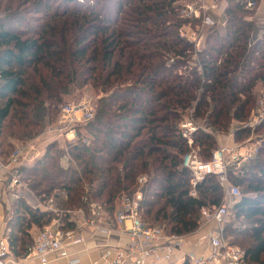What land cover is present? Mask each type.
<instances>
[{"label": "trees", "instance_id": "1", "mask_svg": "<svg viewBox=\"0 0 264 264\" xmlns=\"http://www.w3.org/2000/svg\"><path fill=\"white\" fill-rule=\"evenodd\" d=\"M184 1L61 0L52 6L50 0H0V160L53 125L66 99L78 100L85 90L97 98L94 117L84 133L75 131V142L64 149L51 143L32 166L21 167L25 188L40 202L53 197L64 213L39 212L18 199L6 238L14 259L33 245V226L60 219L65 230L74 229L66 211L89 214L96 205L112 226L120 199L138 189L142 176L139 218L166 235L195 233L202 211L220 205L223 187L215 176H205L190 195V173L182 168L188 146L178 123L192 108L196 118L225 132L231 120L247 117L253 89L264 83V35L251 51L255 11L245 9L247 0H227L224 33L209 30L197 65L184 77L179 69L192 54L179 37L187 22L179 17ZM21 11L34 14L31 23ZM262 129L264 123L254 132ZM249 132L235 130V140ZM194 146L208 161L216 143L198 132ZM253 161L243 174H228L244 188L232 209L248 225H226L223 235L244 251V264H264V142Z\"/></svg>", "mask_w": 264, "mask_h": 264}, {"label": "built area", "instance_id": "2", "mask_svg": "<svg viewBox=\"0 0 264 264\" xmlns=\"http://www.w3.org/2000/svg\"><path fill=\"white\" fill-rule=\"evenodd\" d=\"M256 2V0H247L245 9L253 10ZM226 3L227 0H194V2L185 5L181 13L186 19H200L202 26H214L217 21L210 16V11H220L222 15L226 9ZM179 37L186 43L197 40L195 34L188 35L179 32ZM193 113L192 108L189 119L179 125V135L186 141L188 146V152L182 160V168L190 173V195L192 197L196 196L195 187L205 176H215L223 187V197L220 205L214 207L212 214L207 217L217 227V230L216 232H208L199 238L200 241H206L209 244V255L196 256L185 251L188 239L192 234L166 235L161 228L148 227L141 221L139 209L143 199L142 188L147 182V178L142 176L137 180L138 189L131 195L123 196L114 213V224L118 227L123 226L128 242L123 247L107 250L102 256V264H130V262L132 264H244V251L230 245L223 235L225 220L229 211L240 199V189L231 184L228 174L229 171L243 174L244 167L250 159L257 155L259 147L257 145H247L248 141L240 143L237 147H231L228 141L232 137L231 134L229 137L224 138L225 143L228 144L221 145L212 152L208 161H203L200 157V149L194 146V135L198 132L209 135L211 133L208 128L197 123ZM93 117L94 110L89 104L75 105L67 103L61 106L59 113L60 123L67 126L78 122L91 121ZM249 127L252 128L251 125ZM243 128H246V126L244 125ZM65 129L64 136L66 140H74V131ZM69 136H71L70 139ZM29 153L25 148H18L10 155L7 162L0 160V172L5 177L9 191L23 188L20 169L29 162ZM13 196L15 197V195ZM33 208L39 212L56 215L64 213L56 208L53 197L46 201L37 202ZM66 214L69 215L68 223H72L74 229L65 230L63 228L64 223L60 219L53 220L50 225L44 227L37 234L33 245L28 249L27 255L20 260L12 257L8 240L6 238L0 239V264H19L20 262L50 264L52 260H63L67 264H80L79 259L71 258L70 254V248L84 243L83 238L77 236V229L91 228L95 233L105 236H109L114 231L113 228L102 225L101 220L104 214H102V209L99 206L89 205V219H87L85 212L80 209L66 211ZM201 227L200 225L196 232L201 230Z\"/></svg>", "mask_w": 264, "mask_h": 264}, {"label": "rangeland", "instance_id": "3", "mask_svg": "<svg viewBox=\"0 0 264 264\" xmlns=\"http://www.w3.org/2000/svg\"><path fill=\"white\" fill-rule=\"evenodd\" d=\"M59 1H61V0H50V3L53 6V5L59 4L60 3ZM82 2H83V0H82ZM192 2H194V0L184 1V2L180 3V8H179V17L183 20H187V22L179 29V32L180 33H186L188 35L189 34H195V36L197 37L196 41L191 42V43H187L188 45H190V50L188 51V54L190 53V51H192V54L190 55L191 58H189V63H188L189 66H188V64H184L183 60L177 59L178 61L183 62L182 66L179 69V73L181 75H183L184 77L188 76L189 73L191 72L192 67L194 68L197 65L198 54H195V53H200L201 51H203L205 49L206 37L209 33V30L218 28V29H220L219 33L223 34L224 32H223L222 28H223V25L225 24L224 13L222 14L223 21L221 22V17L219 15L218 18H215V20L217 22L214 26H202V22L200 21V19H195V18L186 19V18H184V16L181 13V10L185 5H187L188 3H192ZM15 4H16V0H15L13 5H15ZM226 6H227V3H226ZM253 11H255V13H254V16L252 18L255 21L257 33L250 40L249 49L251 48L250 49L251 51H253L252 48L254 47L255 43L261 39L262 35H264V0H258L256 2V5H255ZM21 12H20L19 16H26V18H25L26 23L29 21L31 23L32 19H33L32 17L34 16V14L27 15L24 12H22V13ZM13 14H14V8L12 11H10L8 13V15H10L12 17ZM0 16H1V14H0ZM173 60L176 61L175 58H172V59L168 60V64H170L171 61L173 63ZM252 93H253L254 99H253L252 103L248 107H246L247 117L241 121H232L231 120L230 125L228 127V130L226 132L222 131V130H218L217 128L211 127V125L209 123L205 122V120H201L199 118H196L194 116L195 114L193 113V117L197 121V123L200 124L201 126H205L206 128H208V130L211 133V136L215 140L216 146L212 152H214L216 149H218L221 145L228 144V143H225L224 138L226 136L229 137L231 134H232V137H230L228 140L229 146H231V147H234V146L237 147L240 145V143H243L246 141H248L247 145H255V146L257 145L258 147H260L262 145V142H264V129H262L258 133L257 132L255 133L254 131L258 127V125H260L261 123H264V83L258 82L256 84V86L254 87ZM96 100H97V98L91 92H89L88 90H85V91H83L82 95L79 97L78 100L66 99L64 101L63 105L67 104V103L75 104V105L89 104L93 107V104L96 102ZM190 112H191V110H187L184 112V114H182L181 119L178 123V131H179V125L182 122L189 119ZM256 121H257V123L255 124ZM85 124H87V123L86 122H78L76 124H72L71 126H67L66 124L60 123L59 116H58L55 123L51 126H47L41 135L36 137L34 140L23 143L21 145L16 144L14 149L16 150L18 148H25L28 151V153L30 151H32L29 153V155H30L29 156V162L27 163V165L32 166L36 160L40 159L43 156V154L45 153V147L47 145H50L51 143L57 142L58 147H62L64 149V147H66V145L68 143L75 142L76 141V132L75 131L79 130V131L83 132L82 129H83ZM244 125L246 126V128H243ZM250 125L252 126V128L249 127ZM65 128H67V131L70 129L74 131V140H72V141L66 140V138L64 136L65 135L64 132L66 130ZM235 129L238 131H242V132L250 130V132H249V135L246 137H243L244 135L241 134L242 138L237 141V140H235V136L233 135L235 132L234 131ZM70 138H71V136H69V139ZM31 146H33L34 149L31 148ZM33 150H34V152H33ZM33 157H34V161H32ZM255 157L256 156H254L252 159H250L248 161V163L246 164V166L243 169V172H246V170L249 168L248 167L249 164L251 165V163L252 164L255 163V161H253L255 159ZM67 163L68 162L66 159L62 160L63 166H66ZM239 189H240V199H241L242 196L244 195L243 194L244 188L240 187ZM21 192H24L26 196H29L31 198L33 205L35 202H39V200L34 196V194H32V192L29 191L24 186H23V188L19 189V194ZM34 199H35V201H34ZM55 204H56L55 205L56 208L59 209L57 207V201L55 202ZM232 208H233V206H232ZM232 208L230 209L229 214L225 220L226 221L225 226L233 224L236 227L237 226L238 227H247L248 224L246 223V221H244L243 219L237 220L235 218L234 210ZM212 211H213V208H210L207 210L205 209L204 211H202L201 221L205 220V219H209L207 217H209L212 214ZM102 214H104L103 209H102ZM85 215L87 216V219L90 218V216L87 213H85ZM101 221L104 222L105 218L102 217ZM226 241H228V240L226 239ZM236 247H238V246H236Z\"/></svg>", "mask_w": 264, "mask_h": 264}, {"label": "crops", "instance_id": "4", "mask_svg": "<svg viewBox=\"0 0 264 264\" xmlns=\"http://www.w3.org/2000/svg\"><path fill=\"white\" fill-rule=\"evenodd\" d=\"M219 15L222 22L223 17L220 11H210V16L214 19L218 18ZM13 195H15V197ZM29 198L30 197L26 196L24 192L19 194V190L14 189L9 191L7 189L5 177L3 173L0 172V239L7 238L10 233L11 223H13V217L15 216V203L18 199H22L31 208L37 204V202H35L33 205L31 198ZM102 225L113 228L114 231L112 234L105 236L100 233H95L91 228L85 227L77 229L76 234L78 237L80 236L83 238L84 243L70 248L71 258L79 259L80 264H102V256L107 250L123 247L127 244L128 237L123 226L118 227L114 223L112 226H109L105 224V221L102 222ZM200 225L202 226L201 230L189 237L185 251L191 252L196 256H207L210 253V246L206 241H200L199 238L206 235L208 232H216L217 227L208 219L202 220ZM41 230L42 229L33 226L28 232L33 241ZM19 264L29 263L20 262ZM50 264H67V262L63 260H52ZM130 264H132V262H130Z\"/></svg>", "mask_w": 264, "mask_h": 264}]
</instances>
